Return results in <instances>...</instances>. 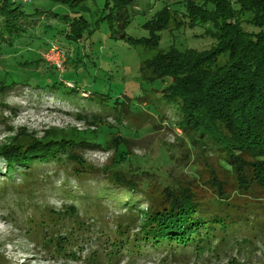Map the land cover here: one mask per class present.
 Here are the masks:
<instances>
[{"label":"trees","instance_id":"16d2710c","mask_svg":"<svg viewBox=\"0 0 264 264\" xmlns=\"http://www.w3.org/2000/svg\"><path fill=\"white\" fill-rule=\"evenodd\" d=\"M51 1L78 13L71 18L69 14L46 10L34 2L0 0V45L4 42L13 46L20 37L30 38L26 33L41 17H55L67 26L58 30L47 26L38 38L56 31L54 34L62 33L69 43L78 44L86 34L92 33L91 27L104 22L111 30L126 29L130 23L129 7L135 5V0H105L104 14L102 6L98 5L94 14L102 12V16H96L91 22L82 14L89 0ZM94 1L99 4L98 0ZM27 6L33 8L30 14ZM146 27L148 37L137 39L126 33L120 36L133 47L158 51L152 59L142 60L143 91L148 97L153 90L164 107H175L180 118L179 128L190 143L187 159H192L193 151L197 158H204L208 152L229 176L221 179L211 171V177L204 184L212 193L204 196L193 189L192 181L169 183L167 174L153 168H129L127 158L121 155L115 164L101 169L105 177L103 183L108 185L95 196L92 204L96 207L97 223L99 227L106 223L99 218H106L108 210L104 201L108 202L107 195L116 196L111 199L116 203L123 191L128 199H120L117 204L127 213L129 221L139 212L135 220L136 233L124 235L125 238L119 240L114 239L118 234L115 236L111 232L110 240H114L109 242L131 249L132 256L151 250L176 255L174 260L185 264L193 254L192 258L221 257V245L228 246L230 240L242 241L251 249L254 239L264 241V0H235L234 3L230 0H188L184 19L174 20L170 10L164 8ZM179 28L196 29L190 37L194 36L198 42L208 40L206 43L210 47L202 50L188 47L185 38L180 40L175 36ZM163 32H167L164 36L166 48H161ZM171 35L174 44L169 47L167 41ZM52 44H38L39 55ZM56 44L66 50V55L69 53L65 46ZM42 61L40 57L37 63ZM26 64L29 63L23 65ZM45 81L46 84L37 86L39 91L45 92L47 86L58 89L63 85L62 81ZM69 83V89L77 88ZM18 85L0 79V96ZM83 95L88 94L83 92ZM79 138L29 140L2 149L0 160L5 163L7 175L11 179L20 175L24 190L18 194L29 195H18L21 204L27 203L26 199L32 194L42 192L43 183L50 179L43 174L42 168L50 162L70 167L79 178H89L95 173L85 165L79 151L99 145L93 143L87 133L80 134ZM196 168L197 164L192 165V169ZM5 184L0 189V197L6 191H14V181ZM90 212L94 211L87 206L86 213Z\"/></svg>","mask_w":264,"mask_h":264},{"label":"rangeland","instance_id":"374dc122","mask_svg":"<svg viewBox=\"0 0 264 264\" xmlns=\"http://www.w3.org/2000/svg\"><path fill=\"white\" fill-rule=\"evenodd\" d=\"M23 1L25 4H41L50 11L61 9L60 13L69 14L71 18L78 13L57 6L51 0ZM187 2L135 0V5L129 7L130 23L126 29L111 30L104 22L91 27L92 33L86 34L78 44L69 43L62 33L54 34L56 31L38 38L47 26L57 30L67 26L55 17L38 19V24L26 33L30 38L20 37L13 46L2 42L0 79L19 85L0 96V155L2 149L20 142L50 138L79 140V135L85 133L99 147L79 151L85 165L95 172L89 178H79L70 167L50 162L42 168L43 174L50 177L43 183L42 192L32 194L26 199L27 203L22 204L18 195H29L18 194L24 190L20 175L11 179L5 163L0 160V189L7 185L5 182H15L14 191H6L0 197V264H184L174 260L176 255L151 250L136 252L132 256L131 249L109 242L111 232L115 236L118 234L114 239L119 240L125 238L124 235L136 233L135 220L139 212L129 221L127 213L117 204L120 199H128L123 191L116 203L111 200L116 196L107 195L109 200L104 201L108 210L106 218H99L100 222L106 220L104 226L100 224L99 227L94 215L96 207L92 204L95 196L108 185L103 183L105 177L101 169L115 164L121 155L127 158L129 168H153L167 174L169 183L192 181L193 189L204 196L212 193L204 184L211 177V171L221 179H228L229 174L222 172L217 159L211 158L212 154L205 152L204 158H197L193 151L192 159L186 158L190 143L179 128L180 118L175 107H164L153 90L148 97L143 91L142 60L152 59L158 51L133 47L120 38L123 33L137 39L148 37L146 25L164 8L170 10L174 20L184 19ZM98 3L89 0L85 4L87 10H82L91 22L96 16H102V12L94 14L98 5L102 6L104 14L105 0H98ZM32 9L27 6L29 14ZM179 30L176 29L175 36L180 40L185 38L188 47L199 50L210 47L206 43L208 40L198 42L194 36L190 37L194 30ZM165 34L167 32L161 34V48H166ZM32 37L36 38L35 41ZM44 37L46 42L59 43L68 49L63 72L50 67L44 59L37 63L40 57L43 58L42 54L39 55L38 44H46ZM167 44L169 47L174 44L172 35ZM27 62L29 64L23 65ZM46 79L62 81L63 85L58 89L47 86L45 92L39 91L37 86L46 84ZM69 82L77 88L69 89ZM146 97L151 102L148 103ZM194 164H197L195 170L192 169ZM87 206L94 212L86 213ZM253 241L251 249H247L242 241L230 240L228 246L221 245V257L204 255L192 258L193 254L185 264H264V241Z\"/></svg>","mask_w":264,"mask_h":264},{"label":"built area","instance_id":"2783aa9c","mask_svg":"<svg viewBox=\"0 0 264 264\" xmlns=\"http://www.w3.org/2000/svg\"><path fill=\"white\" fill-rule=\"evenodd\" d=\"M44 61L57 71H64L66 50L59 45L52 44L49 50L42 55Z\"/></svg>","mask_w":264,"mask_h":264},{"label":"crops","instance_id":"0c3cea01","mask_svg":"<svg viewBox=\"0 0 264 264\" xmlns=\"http://www.w3.org/2000/svg\"><path fill=\"white\" fill-rule=\"evenodd\" d=\"M61 11V9H58V11H56V12H60Z\"/></svg>","mask_w":264,"mask_h":264}]
</instances>
